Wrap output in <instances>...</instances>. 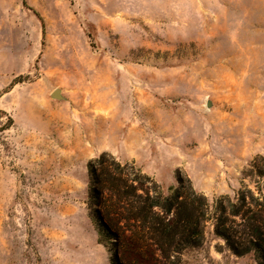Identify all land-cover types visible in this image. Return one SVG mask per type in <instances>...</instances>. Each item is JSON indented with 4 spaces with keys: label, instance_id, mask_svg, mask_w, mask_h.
<instances>
[{
    "label": "rangeland",
    "instance_id": "rangeland-1",
    "mask_svg": "<svg viewBox=\"0 0 264 264\" xmlns=\"http://www.w3.org/2000/svg\"><path fill=\"white\" fill-rule=\"evenodd\" d=\"M104 152L208 197L183 264H259L214 211L264 171V0H0V264H112L88 204Z\"/></svg>",
    "mask_w": 264,
    "mask_h": 264
},
{
    "label": "trees",
    "instance_id": "trees-1",
    "mask_svg": "<svg viewBox=\"0 0 264 264\" xmlns=\"http://www.w3.org/2000/svg\"><path fill=\"white\" fill-rule=\"evenodd\" d=\"M257 171V189L244 185L235 198L217 199L214 218L217 235L235 254L254 252L264 264V171ZM89 176L90 217L112 264H183L185 252L204 245L211 203L190 179L179 173L178 186L166 194L108 152L90 162Z\"/></svg>",
    "mask_w": 264,
    "mask_h": 264
},
{
    "label": "water",
    "instance_id": "water-1",
    "mask_svg": "<svg viewBox=\"0 0 264 264\" xmlns=\"http://www.w3.org/2000/svg\"><path fill=\"white\" fill-rule=\"evenodd\" d=\"M52 96H53L54 98L62 99V98H63L62 90H61L60 88H57L56 90H54V91L52 92ZM208 105H209V106L212 105V102L209 101V102H208Z\"/></svg>",
    "mask_w": 264,
    "mask_h": 264
}]
</instances>
